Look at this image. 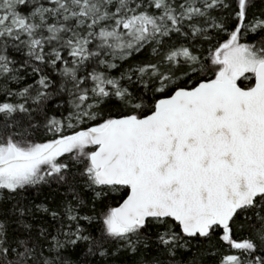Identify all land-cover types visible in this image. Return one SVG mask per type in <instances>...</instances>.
<instances>
[{"label": "snow or ice", "instance_id": "obj_1", "mask_svg": "<svg viewBox=\"0 0 264 264\" xmlns=\"http://www.w3.org/2000/svg\"><path fill=\"white\" fill-rule=\"evenodd\" d=\"M0 264H264V0H0Z\"/></svg>", "mask_w": 264, "mask_h": 264}]
</instances>
